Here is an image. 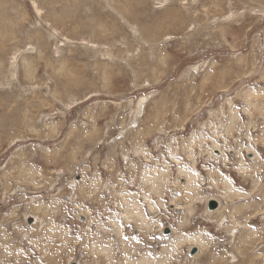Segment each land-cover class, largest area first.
<instances>
[{"label":"rangeland","instance_id":"obj_1","mask_svg":"<svg viewBox=\"0 0 264 264\" xmlns=\"http://www.w3.org/2000/svg\"><path fill=\"white\" fill-rule=\"evenodd\" d=\"M130 261L264 264V0H0V264Z\"/></svg>","mask_w":264,"mask_h":264},{"label":"bare ground","instance_id":"obj_2","mask_svg":"<svg viewBox=\"0 0 264 264\" xmlns=\"http://www.w3.org/2000/svg\"><path fill=\"white\" fill-rule=\"evenodd\" d=\"M118 207V206H117ZM138 209H141V211H142V207L141 206H139V205H136V204H133V203H129V204H126V206H125V209H124V212L126 213L123 217H122V219H124V224H129V223H135L134 225H136V229H139V230H142V229H140V225H141V223H142V221H144L143 220V211H142V217L138 214L137 216H133V217H131L130 218V216H132V215H135L136 214V212H137V210ZM210 216V215H209ZM92 221V220H91ZM92 223V222H91ZM143 223H145V222H143ZM118 226H120V225H118ZM125 226V225H124ZM123 227V226H122ZM125 229V228H124ZM127 229V228H126ZM119 230V229H118ZM120 230H122V228L120 229ZM132 230V229H131ZM143 231V233H146V232H148V230H142ZM119 232V235H121L120 234V231H118ZM121 232H123V231H121ZM129 232V231H128ZM147 234V233H146ZM145 234V235H146ZM129 235V234H128ZM105 237V236H104ZM122 237V236H121ZM147 237V236H146ZM136 238V237H135ZM124 239V238H123ZM130 241V240H129ZM118 243V242H117ZM140 246V245H139ZM118 248V247H117ZM128 252V251H127ZM135 252V251H134ZM137 253V252H136ZM124 254V253H123ZM127 254V253H126ZM148 254V253H147ZM109 256V255H108ZM111 256V255H110ZM145 258L147 257L148 258V260H149V257L148 256H144ZM143 257V258H144ZM142 258V259H143ZM109 259V258H108ZM143 260H145V259H143ZM152 260V259H151ZM137 261V260H136ZM139 261H141V259L139 260ZM109 262V261H108ZM128 262V261H127ZM132 261H130V263H126V264H133V263H131ZM145 262H147V261H142L141 263L139 262V263H135V264H145ZM147 264V263H146Z\"/></svg>","mask_w":264,"mask_h":264},{"label":"water","instance_id":"obj_3","mask_svg":"<svg viewBox=\"0 0 264 264\" xmlns=\"http://www.w3.org/2000/svg\"><path fill=\"white\" fill-rule=\"evenodd\" d=\"M216 208H217V203H216V201H215V200H210V201L208 202V210L213 211V210H216ZM195 253H196V248H192L190 254L193 255V254H195ZM72 264H77V263H72Z\"/></svg>","mask_w":264,"mask_h":264},{"label":"crops","instance_id":"obj_4","mask_svg":"<svg viewBox=\"0 0 264 264\" xmlns=\"http://www.w3.org/2000/svg\"><path fill=\"white\" fill-rule=\"evenodd\" d=\"M262 119V118H261ZM247 155H249V156H251V154H247ZM249 159H250V157H249ZM208 209V208H207ZM216 210H218V205H217V208H216ZM216 210H213V211H211L212 213L214 212H216ZM210 211V210H209ZM221 213H225V214H227V211L226 212H221ZM223 217V216H222ZM32 219V218H31ZM221 219V218H220ZM30 220V219H29ZM226 220L227 221H229V217L227 216V218H226ZM28 224H32V222H28ZM55 235H57V233H55V234H53V237L54 238H56L55 237ZM246 236H248V232L246 233ZM77 264H79L78 262H77Z\"/></svg>","mask_w":264,"mask_h":264},{"label":"built area","instance_id":"obj_5","mask_svg":"<svg viewBox=\"0 0 264 264\" xmlns=\"http://www.w3.org/2000/svg\"><path fill=\"white\" fill-rule=\"evenodd\" d=\"M163 199H164V201H165V197H164Z\"/></svg>","mask_w":264,"mask_h":264}]
</instances>
